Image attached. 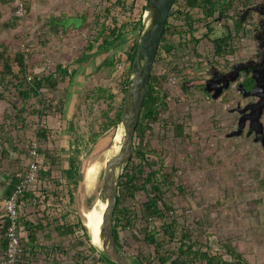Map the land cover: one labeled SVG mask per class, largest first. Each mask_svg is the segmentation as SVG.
Masks as SVG:
<instances>
[{
  "label": "trees",
  "instance_id": "1",
  "mask_svg": "<svg viewBox=\"0 0 264 264\" xmlns=\"http://www.w3.org/2000/svg\"><path fill=\"white\" fill-rule=\"evenodd\" d=\"M82 1L89 8H81L76 12L72 8L71 12L59 9L56 14L41 18L44 35H38L36 42L28 41L27 51H22L13 44V39L19 37L12 39L4 36V33L19 29L22 25L20 19L11 15V4L15 0H0V104L6 106L0 115V201L10 199L22 183L23 179L18 177V173L25 172L27 167L20 158L27 154L32 141L39 143L36 150L42 157L35 180L26 184L15 197L16 221L22 246L18 264H116L91 244L81 216L71 215L62 206V198L66 197L72 208L82 178L83 163L79 159L81 149L79 137L74 132V123L70 120L67 124V129L74 136L69 142L66 156L60 158L47 147L41 146L43 140L48 139L47 128L26 120L29 116H37L41 120L53 107L58 112L60 110L63 118L66 106L64 100L76 78L97 60L99 63L94 71L108 78L124 57L121 62H125L126 70L120 73L122 79L117 83L122 96L120 100L117 102L115 94L108 87H93L87 90L84 97L90 107L99 110L98 127L96 130L91 129V144L118 125L138 38L142 32V13L146 0ZM252 3L253 0H175L168 13L153 67L164 63L161 55L182 58L188 46L195 48L203 39L211 42L209 54L213 60H225L238 50V41L246 33L243 20L236 15ZM25 6L28 10V1ZM194 9L198 11L196 17L190 15V10ZM228 12L236 15L228 17ZM221 19L226 22L230 19L231 24L227 22L220 29L216 22ZM49 34L61 37L73 34L81 42L75 54L55 63L53 69H50L51 65L44 57V52L48 53L50 48L46 37ZM172 37H176V43L171 42ZM42 67L43 70L39 71ZM239 75L243 78L240 95L251 97L256 87L255 78L248 72ZM165 80V75H156L151 71L134 140L142 139L149 133V124L155 122L158 114L165 110L166 94L162 90ZM195 88L204 94L205 100L211 101L214 88L211 89L208 84ZM181 89L190 92L186 84H182ZM57 90L61 91L62 99L48 104L44 95ZM37 104L40 108L36 107ZM174 128L175 135L181 140L189 139V136L183 135L181 125ZM28 130L29 135L21 136L23 132L27 134ZM260 134L264 137V127H261ZM143 157V150L137 149L133 143L132 156L120 176L113 211L112 234L117 249L133 255L134 264H245L234 241L218 238L207 212H204L203 217V236L194 239L193 232L196 229H185L177 234L176 221H168L166 216L171 206L162 197L163 186L170 187L167 176L158 175L157 171L146 172L151 163L146 162L147 167L144 168ZM262 184L257 188L262 190ZM176 190L180 193L183 189L177 187ZM138 193L146 194V200L138 206L139 215L136 214L134 203ZM92 201L88 207H91ZM253 204L260 205L262 202L257 199ZM8 221L2 214L0 258L7 246ZM123 231L127 233V240H120ZM140 231L144 246L138 245L135 249L128 240L131 239L137 245Z\"/></svg>",
  "mask_w": 264,
  "mask_h": 264
},
{
  "label": "rangeland",
  "instance_id": "2",
  "mask_svg": "<svg viewBox=\"0 0 264 264\" xmlns=\"http://www.w3.org/2000/svg\"><path fill=\"white\" fill-rule=\"evenodd\" d=\"M18 1L22 6V15L16 14V0L11 4V15L20 19L21 28L4 33V36L12 39L19 37L13 39V44L22 51H27L28 41L36 42L38 35H44L41 18L56 14L59 9L71 12L72 8L76 12L81 8H89L82 0ZM26 1L29 2L28 10ZM144 3L146 8L147 1ZM190 15L196 17L197 9L190 10ZM235 15L233 12L227 13L228 17ZM236 16L243 20L246 33L238 41V50L225 60H213L209 54L212 50L211 42L206 39L195 48L188 46L182 58L161 55L164 63L154 65L152 70L156 75L166 76L162 86L166 94V108L158 114L155 122L149 124L150 132L142 139H133V143L137 149L143 150L142 166L146 168V162L151 163L146 172L157 171L158 175L167 176L166 181L170 187L163 186L162 197L171 206L166 216L168 221H176L178 235L185 229H196L193 238L203 236V217L204 212H207L218 238L234 241L246 261L245 264H264V137L260 134L261 127H264V0H253L250 6ZM227 22L231 24L230 19ZM227 22L221 19L216 22V26L221 29ZM46 37L49 39L50 48L48 53L44 52V57L48 65H51L50 69H53L55 63L67 60L68 55L75 54L81 43L73 34L66 37L49 34ZM171 42L176 43V37H172ZM124 59L121 58V61ZM121 61L113 75L110 74L108 78L94 71L99 60L88 66L76 78L64 100L66 106L63 109V118L60 110L58 112L53 107L40 121L37 116L26 119L29 123L34 121L40 127L47 128L48 139L43 140L41 146L47 147L60 158L66 156L69 142L74 136L67 129V124L70 120L74 123V132L79 137L81 149L79 159L83 163L82 178L72 208L66 197L62 198V206L71 215H80L83 222V213L98 198L103 183L104 163L112 150L113 140L121 133L118 127L109 129L91 144V129L96 130L98 127L99 110L90 107L89 101L84 97L87 90L93 87H108L118 102L122 96L117 83L122 79L120 73L126 70L125 62ZM214 61L218 64H214ZM42 70L43 67L39 71ZM241 72H248L256 80L251 97L240 95L243 79L239 75ZM182 84L190 87L189 93L181 89ZM203 84L214 88L211 101L205 100L204 94L195 88ZM44 96L48 104L62 99L60 90ZM36 107L40 108L38 104ZM5 108L4 104H0V115ZM176 125L182 126L183 135L189 136V139L181 140L175 135ZM29 134L28 130L27 134L23 132L21 136ZM32 143H36V148L40 146L37 141ZM32 143L27 154L20 158L25 161V167L30 160ZM41 158L37 154L38 167ZM87 165L95 167L96 175L89 185H86L83 174ZM259 184H262V190L257 188ZM177 187L183 190L178 193ZM145 196L144 193H138L134 200L138 215V206L146 200ZM257 199L262 204H253ZM91 201L93 203L88 207ZM141 234L142 231L138 233L137 245L131 239L128 240L135 249L138 245L144 246ZM123 238H128L125 231L120 235V240ZM90 242L95 246L93 241ZM142 249L146 251L145 247ZM120 252L134 257L125 251Z\"/></svg>",
  "mask_w": 264,
  "mask_h": 264
},
{
  "label": "water",
  "instance_id": "3",
  "mask_svg": "<svg viewBox=\"0 0 264 264\" xmlns=\"http://www.w3.org/2000/svg\"><path fill=\"white\" fill-rule=\"evenodd\" d=\"M155 11L153 26L148 32H141L137 52L132 64L127 90L123 97L118 128L120 141L113 140V147L105 160L103 183L98 201L105 204L102 212V225L99 232L100 247L105 257L116 264H134L133 257L121 253L112 234V218L116 205V193L125 166L133 153V136L139 121L143 101L146 96L151 71L169 10L175 0H146ZM261 132V129H260ZM118 149L114 151V147Z\"/></svg>",
  "mask_w": 264,
  "mask_h": 264
},
{
  "label": "built area",
  "instance_id": "4",
  "mask_svg": "<svg viewBox=\"0 0 264 264\" xmlns=\"http://www.w3.org/2000/svg\"><path fill=\"white\" fill-rule=\"evenodd\" d=\"M17 6V16H21L22 6L21 3L16 0ZM36 143H32L31 150H30V160L26 165V170L23 173H18V177H22V183L17 188L16 193L10 198L6 200H1V208L3 216H5L9 221L6 228V235H7V246L4 254L0 258V264H18L22 246L20 244V232L18 228V223L16 221V204H15V197L17 193L24 188V186L28 183H31L35 180V175L38 169L36 164Z\"/></svg>",
  "mask_w": 264,
  "mask_h": 264
},
{
  "label": "bare ground",
  "instance_id": "5",
  "mask_svg": "<svg viewBox=\"0 0 264 264\" xmlns=\"http://www.w3.org/2000/svg\"><path fill=\"white\" fill-rule=\"evenodd\" d=\"M155 11L149 5L144 9L142 13V30L148 32L153 26ZM116 141H120V135H116L114 138ZM118 149V146L114 148V151ZM105 167V163H104ZM84 181L86 185L92 183L95 175V167L90 165L84 169ZM105 209V204L96 200L92 207L83 213L84 225L88 231L90 240L93 241L96 247H100L99 232L102 225V212Z\"/></svg>",
  "mask_w": 264,
  "mask_h": 264
},
{
  "label": "crops",
  "instance_id": "6",
  "mask_svg": "<svg viewBox=\"0 0 264 264\" xmlns=\"http://www.w3.org/2000/svg\"><path fill=\"white\" fill-rule=\"evenodd\" d=\"M0 214H1V216H2L3 213L0 212ZM1 216H0V218H1Z\"/></svg>",
  "mask_w": 264,
  "mask_h": 264
},
{
  "label": "clouds",
  "instance_id": "7",
  "mask_svg": "<svg viewBox=\"0 0 264 264\" xmlns=\"http://www.w3.org/2000/svg\"><path fill=\"white\" fill-rule=\"evenodd\" d=\"M27 165V164H26Z\"/></svg>",
  "mask_w": 264,
  "mask_h": 264
}]
</instances>
